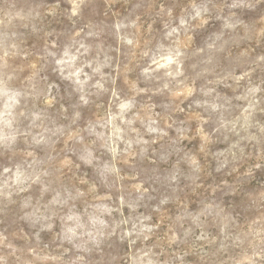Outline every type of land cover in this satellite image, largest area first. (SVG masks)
Listing matches in <instances>:
<instances>
[{"label":"rangeland","instance_id":"obj_1","mask_svg":"<svg viewBox=\"0 0 264 264\" xmlns=\"http://www.w3.org/2000/svg\"><path fill=\"white\" fill-rule=\"evenodd\" d=\"M0 264H264V0H0Z\"/></svg>","mask_w":264,"mask_h":264}]
</instances>
